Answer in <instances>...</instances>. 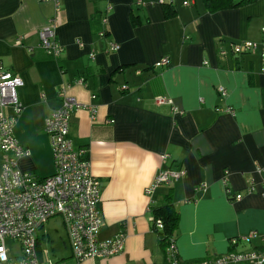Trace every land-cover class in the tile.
<instances>
[{"label":"crops","instance_id":"0c3cea01","mask_svg":"<svg viewBox=\"0 0 264 264\" xmlns=\"http://www.w3.org/2000/svg\"><path fill=\"white\" fill-rule=\"evenodd\" d=\"M60 2L56 12L51 1L0 0V66L22 81L13 133L29 155L18 166L37 178L54 173L44 122L61 106L64 88L82 104L71 114L69 136L87 149L100 182L99 238L123 232L126 240L117 255L77 263L66 239L70 260L59 264H165L150 216L166 196L178 212L174 242L182 262L261 245L264 73L260 50L233 54L230 43L260 40L264 0L214 10L204 0ZM163 2L175 6L173 16H165ZM52 18L63 46L57 58L39 46L38 30ZM111 42L119 48L111 50ZM162 57L169 64L155 66ZM164 168L185 175L147 196L145 187Z\"/></svg>","mask_w":264,"mask_h":264},{"label":"built area","instance_id":"2783aa9c","mask_svg":"<svg viewBox=\"0 0 264 264\" xmlns=\"http://www.w3.org/2000/svg\"><path fill=\"white\" fill-rule=\"evenodd\" d=\"M51 1L55 11L60 10V0ZM162 2V0H160ZM109 10V8H108ZM107 18L102 19L106 23ZM54 19L38 30L39 46L46 54L57 58L63 52V46L56 39ZM103 35V32L100 33ZM260 40L230 43L233 54L260 50L261 71L264 73V25L260 28ZM19 41V40H17ZM77 43L80 42L77 40ZM81 44V43H80ZM111 50L119 45L111 42ZM221 54L225 51L221 50ZM169 64L168 57H162L155 66ZM80 78L78 83H82ZM22 84L19 75L8 72L0 66V264H59L50 259L46 250L40 249V238L36 232L50 219L59 217L64 225L71 250V257L77 263L88 259H104L121 253L126 235L123 232L101 239V218L97 205L100 201V182L92 174L87 149L75 147L69 136V122L72 112L82 104L64 88L58 91L61 106L52 110L45 118L44 131L49 136L54 173L48 177L37 178L33 173L22 171L18 160L29 155V150L14 136L13 127L21 111L17 88ZM220 95H225L224 87H218ZM159 104H170L175 112H180L170 98L158 96ZM11 108L12 114L4 112ZM94 113L92 107H89ZM226 112L233 113L231 107ZM167 155H162L165 160ZM258 170L264 171V168ZM185 171L175 168L161 169L154 180L144 189L147 196L162 184H170L183 177ZM206 188V184L196 186L195 190ZM253 190L252 188H248ZM231 190L227 188V193ZM234 199L242 197L234 194ZM150 222L162 229V222L150 216ZM44 236V235H43ZM251 236H257L252 233ZM261 245L249 250H230L215 258H205L200 262H182L177 254L175 242L169 240L165 248V264H264V235L259 236ZM18 242L19 253L11 251L6 240ZM248 240V237L242 238ZM238 238H231L236 246Z\"/></svg>","mask_w":264,"mask_h":264},{"label":"trees","instance_id":"16d2710c","mask_svg":"<svg viewBox=\"0 0 264 264\" xmlns=\"http://www.w3.org/2000/svg\"><path fill=\"white\" fill-rule=\"evenodd\" d=\"M206 5L210 7L211 10L221 9L226 7L238 6L242 3L249 2L252 0H204ZM164 14L166 17H171L175 14V6L171 3H161ZM136 18V17H134ZM229 194H232L230 192ZM151 215L155 219H159L162 222V229L158 230L154 223H152L153 229L157 232L160 244L164 247L169 243L170 239L174 240V234L178 225V212L174 205V202L169 196L165 197L164 202L158 207H151Z\"/></svg>","mask_w":264,"mask_h":264},{"label":"rangeland","instance_id":"374dc122","mask_svg":"<svg viewBox=\"0 0 264 264\" xmlns=\"http://www.w3.org/2000/svg\"><path fill=\"white\" fill-rule=\"evenodd\" d=\"M36 236L40 238V249L46 250L51 260L58 263L70 260L67 256L69 250L65 246L67 239L66 231L60 218L55 217L50 219L38 230V232H36ZM6 245L11 251L19 253L18 242L7 239Z\"/></svg>","mask_w":264,"mask_h":264}]
</instances>
